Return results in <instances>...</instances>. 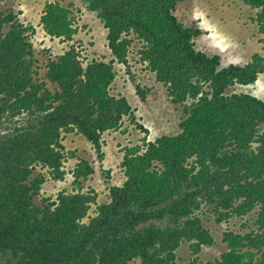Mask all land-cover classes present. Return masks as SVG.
I'll return each instance as SVG.
<instances>
[{
  "label": "trees",
  "instance_id": "trees-1",
  "mask_svg": "<svg viewBox=\"0 0 264 264\" xmlns=\"http://www.w3.org/2000/svg\"><path fill=\"white\" fill-rule=\"evenodd\" d=\"M179 1L83 0L107 28L109 60L85 59L71 6L46 1L44 30L69 45L48 59L43 75L34 29L0 7V264H178L184 243L193 254L188 264H264V99L228 91L255 82L264 55L222 65L220 54L196 47L202 28L177 16ZM244 1L258 9L264 33V0ZM136 38L139 60L181 108L176 133L149 139L128 97L112 92L115 63L131 67ZM149 89L137 85L142 99ZM125 117L145 135L122 147L125 180L99 202L98 191L84 186L95 171L89 160L65 168L76 150L64 133L84 135L103 157L104 133L121 130ZM68 172L71 189L43 194L49 179ZM203 208L218 222L256 209L254 228L225 230L227 249L202 261L203 246L215 242Z\"/></svg>",
  "mask_w": 264,
  "mask_h": 264
},
{
  "label": "rangeland",
  "instance_id": "rangeland-1",
  "mask_svg": "<svg viewBox=\"0 0 264 264\" xmlns=\"http://www.w3.org/2000/svg\"><path fill=\"white\" fill-rule=\"evenodd\" d=\"M46 1L48 0H0V7L12 8L26 26L34 29L30 40L39 59L41 75L46 71L48 59L55 58L69 45V41L51 37L44 30L40 20ZM56 1L70 5L73 9L79 26L75 40L82 48L84 58L111 59L107 28L96 11L88 9L83 0ZM257 10L244 0H181L175 8V13L187 25L202 28L203 32L195 37L197 48L209 54H220L221 64L228 65L234 62L246 63L256 52L264 55V33L260 32L255 20ZM140 47L141 42L137 38L134 39L129 51L130 68L123 63H115L118 74L112 85V92L128 97L136 110L138 122L149 129V139L163 133H176L180 130L181 108L170 100L166 85L158 81L155 73L146 69L139 60ZM138 84L150 88L145 99L137 92ZM228 91L251 92L264 99V77L247 85L235 84ZM144 135L145 132L141 128L125 117L121 130L105 133L104 155L99 157L93 144L84 135L66 132L63 142L68 149L76 150V156L64 161L65 168L71 171L80 158L88 159L95 171L84 180V186L95 188L106 199L110 184L119 183L124 177L120 166L122 147L141 142ZM73 179L71 172H68L63 180L49 179L44 184L43 194L55 196L61 189H71ZM37 200H40V197ZM200 214L204 224L215 237L213 244L204 245L199 252L198 256L202 261L219 258L227 249L223 241L225 230L246 232L254 228L257 217L256 209L244 216H232L221 222H218L216 215L207 208H203ZM192 257L189 243H184L178 248V264H188ZM132 264H139V259Z\"/></svg>",
  "mask_w": 264,
  "mask_h": 264
},
{
  "label": "crops",
  "instance_id": "crops-1",
  "mask_svg": "<svg viewBox=\"0 0 264 264\" xmlns=\"http://www.w3.org/2000/svg\"><path fill=\"white\" fill-rule=\"evenodd\" d=\"M247 62H249V61H247ZM246 62V63H247ZM235 63V62H234ZM239 64H244V63H239ZM262 77H264V71L263 72H261L260 74H259V77L258 78H262ZM108 131H106L105 133H107ZM105 133H104V135H103V139H105L104 138V136H105ZM92 145V144H91ZM104 146V145H103ZM123 154V153H122ZM106 159V158H105ZM104 161V160H103ZM121 166V165H120ZM121 169H122V167H121ZM122 171H123V169H122ZM123 173H124V171H123ZM125 180V174H124V177H123V179H122V181L121 182H119V183H113V184H121L123 181ZM111 185V184H110ZM98 201L99 202H102V201H104V200H106V199H108V198H103L102 196H101V194H100V192H98ZM108 195V194H107Z\"/></svg>",
  "mask_w": 264,
  "mask_h": 264
},
{
  "label": "bare ground",
  "instance_id": "bare-ground-1",
  "mask_svg": "<svg viewBox=\"0 0 264 264\" xmlns=\"http://www.w3.org/2000/svg\"><path fill=\"white\" fill-rule=\"evenodd\" d=\"M253 83V82H252ZM248 84V83H247Z\"/></svg>",
  "mask_w": 264,
  "mask_h": 264
}]
</instances>
